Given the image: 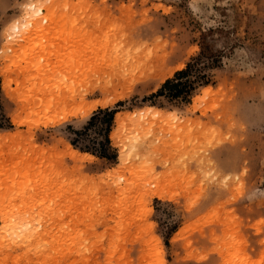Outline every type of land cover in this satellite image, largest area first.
Instances as JSON below:
<instances>
[{
    "label": "rangeland",
    "instance_id": "1",
    "mask_svg": "<svg viewBox=\"0 0 264 264\" xmlns=\"http://www.w3.org/2000/svg\"><path fill=\"white\" fill-rule=\"evenodd\" d=\"M205 45L209 84L150 96ZM99 107L115 159L70 143ZM1 111L0 195L61 218L3 264H264V0H0Z\"/></svg>",
    "mask_w": 264,
    "mask_h": 264
},
{
    "label": "trees",
    "instance_id": "2",
    "mask_svg": "<svg viewBox=\"0 0 264 264\" xmlns=\"http://www.w3.org/2000/svg\"><path fill=\"white\" fill-rule=\"evenodd\" d=\"M219 59L220 55L216 54L208 45H205L198 55L187 62L184 68L175 71L173 76L167 78L150 96L164 97L168 101L179 100L185 103L189 102L197 87L210 83L209 70L218 66ZM116 111V109L110 107L97 108L82 130L72 131L74 137L70 140V143L74 147H77L78 142H86L83 148H80L81 151L89 152V149L92 148L96 152H99L101 157L115 159L116 152L110 145L109 132ZM95 123L100 124L98 128V133L102 136V140L100 141L90 138L87 134L90 126H93ZM9 127L8 120L1 111L0 129Z\"/></svg>",
    "mask_w": 264,
    "mask_h": 264
},
{
    "label": "bare ground",
    "instance_id": "3",
    "mask_svg": "<svg viewBox=\"0 0 264 264\" xmlns=\"http://www.w3.org/2000/svg\"><path fill=\"white\" fill-rule=\"evenodd\" d=\"M53 2V1H52ZM52 4V3H51ZM48 5L49 4H42V5H39L38 7L37 6H34L33 7V9H34V11L30 14V16L31 15H34V14H39V13H44L43 14V16H42V18H48V16H50L51 14H53V13H51L50 14V11H49V7H48ZM53 11V10H52ZM56 11V10H55ZM54 12V11H53ZM55 17H56V14H55ZM54 17V18H55ZM53 17H52V19H54ZM28 22V21H27ZM28 25H33V26H36V25H38V24H35L34 25V22L33 21H29V24ZM26 26H27V24H26ZM42 25H39V26H36V28H40ZM73 68H76L77 70L76 71H78L80 68H79V65L77 64V65H75V67H73ZM71 69L70 70V72L67 74V76H65V78H69L70 76H68V75H72L73 76V74L76 72L74 69ZM63 79H64V77H63ZM56 121V120H55ZM7 146V145H6ZM11 152V151H10ZM2 155V154H1ZM16 155V154H15ZM5 157V156H4ZM122 157V156H121ZM2 159V158H1ZM12 159V158H11ZM33 162V161H32ZM12 163V162H11ZM30 163H31V161H30ZM30 163H28V165L26 166V174H25V176H24V178H26L25 180H26V182L28 181V176L29 175H31L30 174V172H32L31 170H33L32 169V165L30 164ZM34 165V164H33ZM37 167V166H36ZM47 167V166H46ZM35 168V167H34ZM44 169V168H43ZM3 171H4V169H3ZM10 173V172H9ZM42 173H43V171H42ZM0 174H2V173H0ZM4 174V173H3ZM14 174V173H13ZM9 176H10V174H9ZM43 176H44V174H43ZM2 178H3V176H1ZM41 177V176H40ZM1 178V179H2ZM11 178V177H10ZM13 179V178H12ZM15 179V178H14ZM24 180V181H25ZM41 180V179H40ZM23 181V182H24ZM1 182H3V180L1 181ZM26 182H24V184H26ZM39 182V181H38ZM57 182V181H56ZM5 183V182H4ZM13 183V182H12ZM4 186H6V185H4ZM42 188V187H41ZM37 189V188H36ZM2 191H4L3 189H2ZM23 190H19V191H16V192H11V191H5V192H3V194L1 193V195H0V243H2V241L3 240H5L6 241V239H17V240H19L20 238L22 239L23 237H24V235H25V232L26 231H28L29 229H30V227H31V225H32V223L33 222H35V220H36V222H38V223H40L41 221L43 222V221H61V218H60V216H59V214H57V212L56 211H52V208H51V210L49 209V211L48 212H46L45 210V212L46 213H44L43 214V216H36V217H34V216H32V215H28L27 214V209H28V207H30L31 208V204H30V206H28L29 205V198L31 199L32 197H29L30 195H28V194H25V192L23 193L22 192ZM159 192V191H158ZM5 193V194H4ZM29 193V192H28ZM31 193V192H30ZM44 194V193H43ZM155 194H157L158 196H161L162 194L161 193H155ZM32 195V194H31ZM36 197V196H35ZM15 199H20V200H22V201H24L23 202V207L22 208H15V209H9L8 208V206L11 204V202L12 201H14ZM44 203V202H43ZM56 204V203H55ZM46 205V204H45ZM45 207V206H44ZM46 208V207H45ZM48 209V208H47ZM37 211H38V209H37ZM39 214V213H38ZM56 214V215H55ZM67 214V213H66ZM35 219V220H34ZM34 220V221H33ZM63 221V220H62ZM41 224V223H40ZM52 224V223H51ZM53 225V224H52ZM59 225V224H58ZM51 226V225H50ZM56 228H57V226H56ZM55 229V228H54ZM53 229V227H47V226H45V225H42V227L40 226V227H38V228H36L35 230H33V231H30V234H29V236L31 237L30 239H32V240H34V239H36L37 241H39V240H41V239H43L44 238V235L45 236H47V235H49V234H51L52 233V231L54 230ZM58 229V228H57ZM57 229H56V232H57ZM26 233H29V231L28 232H26ZM28 235V234H27ZM26 235V236H27ZM43 236V237H42ZM24 238H26V237H24ZM29 238V237H28ZM46 238V237H45ZM27 239V238H26ZM26 239H24L23 241H25ZM54 239V242H55V240L57 239H55V238H53ZM17 240H15L16 241V243H17ZM49 240V239H48ZM11 241V240H10ZM15 241H13V243L15 242ZM22 240H21V242H23ZM28 241H29V239H28ZM40 242V241H39ZM38 242V243H39ZM3 243H5L4 241H3ZM31 244V243H30ZM49 245V244H48ZM21 246V245H20ZM3 247V246H2ZM1 247V248H2ZM47 247V246H46ZM51 247V246H50ZM7 249V248H6ZM49 249V248H48ZM54 253H56V250L53 248V249H51ZM0 251H2V250H0ZM40 251V250H39ZM44 252V251H43ZM52 252V253H53ZM43 256V255H42ZM5 260V259H4ZM3 260V261H4ZM4 263V262H3ZM2 262H0V264H3Z\"/></svg>",
    "mask_w": 264,
    "mask_h": 264
}]
</instances>
